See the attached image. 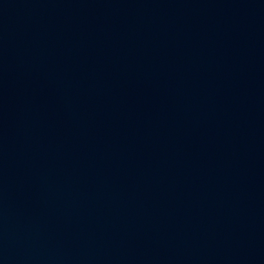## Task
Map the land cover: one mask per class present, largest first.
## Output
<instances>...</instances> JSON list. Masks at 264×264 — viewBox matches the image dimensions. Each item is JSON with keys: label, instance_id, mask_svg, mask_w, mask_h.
Instances as JSON below:
<instances>
[{"label": "water", "instance_id": "1", "mask_svg": "<svg viewBox=\"0 0 264 264\" xmlns=\"http://www.w3.org/2000/svg\"><path fill=\"white\" fill-rule=\"evenodd\" d=\"M0 264H264V0H0Z\"/></svg>", "mask_w": 264, "mask_h": 264}]
</instances>
